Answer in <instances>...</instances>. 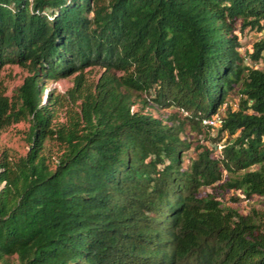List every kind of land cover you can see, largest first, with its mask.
Instances as JSON below:
<instances>
[{
  "label": "trees",
  "instance_id": "16d2710c",
  "mask_svg": "<svg viewBox=\"0 0 264 264\" xmlns=\"http://www.w3.org/2000/svg\"><path fill=\"white\" fill-rule=\"evenodd\" d=\"M245 28L264 29V0H0V70L28 72L0 93V130L28 123L0 158V264H264V36L242 55ZM71 75L77 108L55 121L44 83Z\"/></svg>",
  "mask_w": 264,
  "mask_h": 264
},
{
  "label": "rangeland",
  "instance_id": "374dc122",
  "mask_svg": "<svg viewBox=\"0 0 264 264\" xmlns=\"http://www.w3.org/2000/svg\"><path fill=\"white\" fill-rule=\"evenodd\" d=\"M238 36L239 41V52L244 55L245 52H251L252 43L259 38L264 36V29L261 31H255L252 29L245 28L241 32L235 31ZM255 65V64H254ZM257 66V65H255ZM102 69L100 67H89L83 70L84 80L90 83H94L99 77ZM28 74L27 69L23 66L17 64H9L5 65L0 70V93L4 95L10 96L12 90L15 86L19 85L22 79ZM73 75L60 78L57 80H46L44 83L45 91L47 93H51V97L55 95H59L61 98V104L56 106L55 110V121H64L65 118L70 114L71 109H76V101L70 99L69 95L66 93L67 90L72 86ZM136 103L133 105L132 109L144 111L150 113L153 116L164 118L167 116L168 112L161 108H151L148 105L143 104L137 98H135ZM41 100H44V96H41ZM239 100V95L236 91L231 92L226 98L225 103H223L217 110L214 115L223 116L224 111L227 107L231 109L237 108V103ZM184 115V114H183ZM28 123L26 121H19L17 123H13L3 129L0 130V158L3 156L8 160H15L19 156H22L27 149V141H26V130ZM204 129L200 131L190 130L186 127L183 136L187 137L191 142H195L198 140L199 142H203L208 146L210 141L205 140L204 138L208 135L204 132ZM201 132V133H199ZM214 135V130H211V136ZM182 136V135H181ZM227 139H232V137H228L227 135H223L220 144L225 142ZM46 145L49 148V155L51 156V160L54 158L55 151L57 145H55L54 141L48 140ZM217 148V147H216ZM191 148L189 150V154L191 153ZM192 156V154H191ZM216 192L212 187H206L200 189L199 193H214ZM231 196H240L236 191H229L227 193H223V200L228 202L231 206H234L238 209L239 212H245L249 207L254 208H263L261 200L256 199L255 197L243 200L240 199L237 202L229 201V197Z\"/></svg>",
  "mask_w": 264,
  "mask_h": 264
},
{
  "label": "built area",
  "instance_id": "2783aa9c",
  "mask_svg": "<svg viewBox=\"0 0 264 264\" xmlns=\"http://www.w3.org/2000/svg\"><path fill=\"white\" fill-rule=\"evenodd\" d=\"M201 121L205 125H211V126L216 127L220 124L221 119H220L219 115H214L211 118H203Z\"/></svg>",
  "mask_w": 264,
  "mask_h": 264
}]
</instances>
